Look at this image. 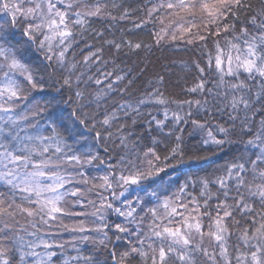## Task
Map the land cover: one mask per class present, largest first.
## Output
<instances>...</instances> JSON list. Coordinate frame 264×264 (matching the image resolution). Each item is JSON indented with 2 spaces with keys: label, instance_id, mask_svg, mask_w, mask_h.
Instances as JSON below:
<instances>
[{
  "label": "snow or ice",
  "instance_id": "1",
  "mask_svg": "<svg viewBox=\"0 0 264 264\" xmlns=\"http://www.w3.org/2000/svg\"><path fill=\"white\" fill-rule=\"evenodd\" d=\"M0 13V264H264V0Z\"/></svg>",
  "mask_w": 264,
  "mask_h": 264
},
{
  "label": "trees",
  "instance_id": "2",
  "mask_svg": "<svg viewBox=\"0 0 264 264\" xmlns=\"http://www.w3.org/2000/svg\"><path fill=\"white\" fill-rule=\"evenodd\" d=\"M139 0H129V3L131 4L132 7H135L136 3H138ZM0 17H3V14L0 13ZM120 28H130L131 25L129 23H121L119 25ZM141 37H143L145 40H148L149 37L147 36L146 33H139ZM165 58H167L168 61L170 60H190L193 58V53L191 51H174L171 48H164L163 50L160 49H153L152 54L149 56V59L151 60V63L148 66V70L142 80L146 81L148 78H150L154 73L156 72H162L163 69L161 67L162 64H164ZM139 58L138 57H133L131 60H129L127 63L129 66H133L134 63H138ZM140 67H143L142 64H140ZM136 71H139L137 68ZM171 72L172 75L168 77V79L172 82H175L178 78L179 75L184 74V70H182L178 66H171ZM138 84L141 83L140 81L137 82ZM169 93H176L179 91V88L175 86L174 84L169 87L168 89ZM194 143V141H189V144L191 145ZM223 159H227V157H224L222 159L216 160L215 163L219 164L223 162ZM202 167L204 168H210L212 165L211 164H201ZM67 238V237H65Z\"/></svg>",
  "mask_w": 264,
  "mask_h": 264
}]
</instances>
